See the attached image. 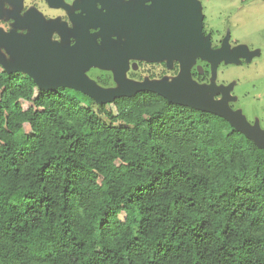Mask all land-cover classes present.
<instances>
[{
    "label": "trees",
    "instance_id": "trees-1",
    "mask_svg": "<svg viewBox=\"0 0 264 264\" xmlns=\"http://www.w3.org/2000/svg\"><path fill=\"white\" fill-rule=\"evenodd\" d=\"M0 264H264V149L154 93L0 70Z\"/></svg>",
    "mask_w": 264,
    "mask_h": 264
},
{
    "label": "water",
    "instance_id": "water-1",
    "mask_svg": "<svg viewBox=\"0 0 264 264\" xmlns=\"http://www.w3.org/2000/svg\"><path fill=\"white\" fill-rule=\"evenodd\" d=\"M196 0H155L152 7L150 34L139 36L134 25L132 35L123 46L113 49L107 41L101 50L92 39L87 38L74 47L55 49H31L24 52L14 66L4 67L7 73H22L32 79L39 90L67 88L87 96L96 104H109L119 97L138 93H154L168 103L189 107L221 117L234 129L264 149V137L254 133L242 120L232 113L225 101H215L212 95L218 92L214 83L201 85L191 78V67L197 59L212 66L222 59L232 60V55L220 50H210V42L202 34V16ZM109 27V28H108ZM108 33L119 34L113 20L106 22ZM204 39L206 43H204ZM83 49H86L83 51ZM130 58L152 61L175 60L179 63L177 76L169 83H133L125 80L127 62ZM95 66L112 70L117 86L103 89L89 80L84 71Z\"/></svg>",
    "mask_w": 264,
    "mask_h": 264
},
{
    "label": "flooded vegetation",
    "instance_id": "flooded-vegetation-1",
    "mask_svg": "<svg viewBox=\"0 0 264 264\" xmlns=\"http://www.w3.org/2000/svg\"><path fill=\"white\" fill-rule=\"evenodd\" d=\"M154 4L155 0H0V70L5 72L4 67L14 66L24 52L38 46L42 49L50 46V51L55 53L57 48L59 51L71 48L89 38L101 50H106L104 46L108 43L116 49L117 42L121 48L133 33L131 25L139 36L150 34ZM110 20L120 30L119 34L108 33L104 28ZM176 70L178 74L179 63L175 60L130 58L124 78L133 83H169L177 76L174 75ZM129 72L133 78L129 79ZM143 72L150 74L144 76ZM12 74L28 77L19 72ZM84 74L103 89L117 86L112 70L91 66ZM104 79L112 85L106 84Z\"/></svg>",
    "mask_w": 264,
    "mask_h": 264
},
{
    "label": "rangeland",
    "instance_id": "rangeland-1",
    "mask_svg": "<svg viewBox=\"0 0 264 264\" xmlns=\"http://www.w3.org/2000/svg\"><path fill=\"white\" fill-rule=\"evenodd\" d=\"M196 1L209 49L232 55V60L222 59L212 66L197 59L191 77L203 85L214 83L218 92L212 98L225 101L232 113L264 137V0ZM127 76L133 78L132 72ZM104 80L108 84V79ZM28 106L22 102L24 109ZM24 130L29 132V127L25 125Z\"/></svg>",
    "mask_w": 264,
    "mask_h": 264
}]
</instances>
